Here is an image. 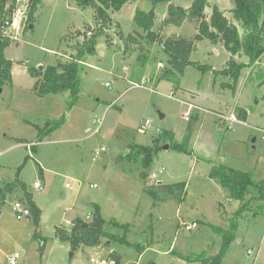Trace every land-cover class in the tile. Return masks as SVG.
Wrapping results in <instances>:
<instances>
[{"label":"rangeland","instance_id":"rangeland-1","mask_svg":"<svg viewBox=\"0 0 264 264\" xmlns=\"http://www.w3.org/2000/svg\"><path fill=\"white\" fill-rule=\"evenodd\" d=\"M28 1L21 0L26 12L6 30L12 41L5 50L12 81L0 87V187H17L0 201V264L15 254L17 264H99L111 255L118 264H195V257L217 255L228 231L233 240L220 264H264V199L257 200L260 195L251 188L249 203L233 223L240 203L209 177L216 166L264 180V80L259 78L264 56L251 64L234 57L245 67L233 91L222 87L228 80L219 75L230 59L222 42L196 41L190 61L214 71L203 74L188 66L175 85L158 81L166 65L162 45L171 36L194 38L195 22L163 27L166 7L159 6L151 44L133 22L136 10H150L143 1L108 12L104 26L79 0H43L29 21ZM172 4L188 8L190 0ZM213 7L243 34L230 14V0H210L207 21ZM95 35V54L79 68L75 100L68 92H34L29 71L65 62ZM237 107L247 111L246 123L225 120ZM145 121L149 125L141 132ZM137 146L157 147L149 169L142 168ZM100 148L104 151L93 161ZM35 182L43 189H34ZM181 183L183 202L177 200L179 190L160 194ZM147 187L158 196L147 194ZM25 196L41 210L38 238L27 218H15L13 205ZM94 207L105 221V233L122 240L104 237L97 247L72 251L56 231H69L76 218L89 222ZM191 223L197 227L186 231L184 225ZM248 250L257 254L255 260L246 259Z\"/></svg>","mask_w":264,"mask_h":264},{"label":"trees","instance_id":"trees-1","mask_svg":"<svg viewBox=\"0 0 264 264\" xmlns=\"http://www.w3.org/2000/svg\"><path fill=\"white\" fill-rule=\"evenodd\" d=\"M43 0H29V21H32V15L36 8ZM132 0H79L86 6L93 8L95 21L106 25L109 20L108 12H119L126 4ZM150 5L148 12L136 10L133 17L134 25L137 29L146 33L149 41L154 42L152 28L155 19V12L159 6L166 7V17L163 20V27L180 28L185 22H195L197 33L194 38L186 39L182 36H171L163 43V52L166 55V65L158 75V81H168L173 84H178L180 77L183 76L186 67L192 66L198 71H203V74L208 73L211 68L201 67L199 64L191 62L189 57L194 50V42L207 39L212 43L217 41L222 42L224 48L230 54V59L226 63L224 71L219 75L224 77L227 82H223V88H229L235 91L237 81L241 75V71L245 67L238 63L234 57L243 56L248 62L254 63L264 56V0H230L232 9L230 14L232 19L238 24L243 34L240 35L235 25L230 23L224 13L217 7L212 8V14L209 20H206L205 9L209 8L210 0H190L188 8H182L172 4L175 0H140ZM15 9L13 0H0V87L11 85V62L5 58V50L11 45L10 38L2 33V27L5 21L11 22L12 13ZM100 33V32H99ZM83 41L80 46H76L75 54L71 55L65 62L56 60L55 64L46 67L44 70L32 69L29 71L31 77L35 79L34 92L39 96L57 95L68 92L72 99H76L79 93V68L84 63L85 58L94 56L96 38ZM264 80V75L259 77ZM264 85V83H263ZM234 116L238 122L245 123L247 113L242 108H235ZM63 122V118L58 123ZM58 125H54L55 129ZM39 138H42L39 135ZM166 138L171 139V134L166 135ZM156 148L139 147L136 148V156L140 157V164L143 169H149L153 162V156ZM176 150L182 152L184 149L181 146H176ZM130 155V154H129ZM135 156V155H134ZM135 156V157H136ZM142 179H146L144 172L140 173ZM209 177L218 182L224 189L229 192L231 199L240 203L239 208L232 217L233 223L245 210L250 189L256 191V199H264V180L255 182L249 173L235 171L225 167H212ZM16 184L4 185V189L0 188V201L3 202L7 194H11L16 190ZM168 193H176L177 200L183 202L185 199V184H175L166 186ZM161 189V187H158ZM2 189V190H1ZM159 189V190H160ZM144 191L152 195L154 198L158 195L154 194L153 189L144 188ZM252 194V193H251ZM251 199L254 198L250 196ZM22 205L29 210L27 218L34 227V238H38V230L40 227L41 210L33 203L30 197L25 196ZM21 203V202H20ZM89 222L84 219L76 218L71 222L69 231L57 230V237L71 245V250L76 251L82 247H97L100 244V239L106 237L109 241L121 242L115 236H108L104 231L105 221L100 217L99 209L94 207ZM232 227V224H231ZM234 228V227H233ZM232 239V233L228 231L224 233V241L221 245L220 252L211 257L198 256L193 258L195 264H220L224 257L228 245ZM139 252H143L139 249ZM118 264V259L115 255L110 256Z\"/></svg>","mask_w":264,"mask_h":264},{"label":"built area","instance_id":"built-area-1","mask_svg":"<svg viewBox=\"0 0 264 264\" xmlns=\"http://www.w3.org/2000/svg\"><path fill=\"white\" fill-rule=\"evenodd\" d=\"M13 2L15 3V9H14L13 14H12L11 22L5 21L4 22V25L2 27V33L5 34V35H7V31L6 30L10 26H12V28H13L15 22H17L18 19L20 18V16H22L26 12V6L21 5V0H13ZM88 35H91V33H88ZM162 49H163V46H162ZM25 64H27V63H25ZM157 65H158L159 68L162 67V64L161 63H158ZM105 86L106 87H109L108 84H105ZM139 87H142V86H139ZM225 120L228 121L229 123H236V122H238L236 120L235 116H234V113L230 114L227 119L225 118ZM148 125H149V122L148 121H145L140 126V131L141 132H144L146 130V128H147ZM228 129H229V127H228ZM262 140L264 141V132H263ZM103 151H104V148H100V150L96 151L94 153V155H93V159L92 160L94 161L98 157V155L101 152H103ZM163 171H164V168H161V169L158 170V172H157L158 174L152 173L150 175L151 179H156L157 178V175L161 174ZM0 183H1V179H0ZM65 188L71 189V186L69 184H66L65 185ZM90 188L91 189H94L95 186L90 185ZM34 189L40 191V190L43 189V187L38 182H35L34 183ZM13 211H14V214H15V218L17 220H21L23 218H28L29 217V210L26 207H24L19 202H15L14 203V205H13ZM184 227H185V230L186 231H191V230H193V229H195L197 227V224L196 223L186 224V225H184ZM256 256H257V254L255 252H253L251 250L246 251V259L253 258L255 260ZM18 260H19V256L17 254H15V255H13V256H11V257L8 258L7 263L8 264H17L18 263ZM99 264H116V262L113 259H109L108 261H101Z\"/></svg>","mask_w":264,"mask_h":264},{"label":"water","instance_id":"water-1","mask_svg":"<svg viewBox=\"0 0 264 264\" xmlns=\"http://www.w3.org/2000/svg\"><path fill=\"white\" fill-rule=\"evenodd\" d=\"M39 70L41 71V70H43V68L42 67H40L39 68ZM254 141V140H253ZM168 147L166 146V147H164L163 149H167ZM166 193H168V190L166 189V188H162L161 190H160V194H166Z\"/></svg>","mask_w":264,"mask_h":264},{"label":"crops","instance_id":"crops-1","mask_svg":"<svg viewBox=\"0 0 264 264\" xmlns=\"http://www.w3.org/2000/svg\"><path fill=\"white\" fill-rule=\"evenodd\" d=\"M211 70L212 71H214L212 68H211ZM159 75V74H158ZM243 109V108H242ZM245 110V109H244ZM246 111V110H245ZM246 113H247V111H246ZM247 118H248V113H247ZM246 121H247V119H246ZM246 121H245V123H246Z\"/></svg>","mask_w":264,"mask_h":264}]
</instances>
